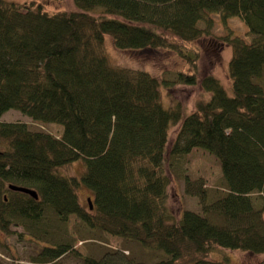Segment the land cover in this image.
Segmentation results:
<instances>
[{"label": "trees", "instance_id": "16d2710c", "mask_svg": "<svg viewBox=\"0 0 264 264\" xmlns=\"http://www.w3.org/2000/svg\"><path fill=\"white\" fill-rule=\"evenodd\" d=\"M73 2L71 9L49 12L32 1L0 0V117L17 109L62 125L53 133L0 121V230L32 241L30 264H66V256L78 264H113L108 253L77 250L68 230L72 214L80 221V241L106 232L138 242L154 250L148 264H176L217 248L264 252V0ZM211 12L238 16L248 27L246 36L224 37L234 51L232 93L208 75L200 83L210 97L195 110L185 113L182 102L165 107L161 83L199 82L200 53L192 45L212 27ZM106 35L125 51L175 52L188 70L161 79L114 66ZM170 143L168 166L183 174L180 158L196 147L221 163L216 192L201 177L184 176L201 211L175 216L169 209ZM80 158V177L59 171ZM82 183L93 194L92 208L78 195ZM0 264L7 263L0 257Z\"/></svg>", "mask_w": 264, "mask_h": 264}, {"label": "rangeland", "instance_id": "374dc122", "mask_svg": "<svg viewBox=\"0 0 264 264\" xmlns=\"http://www.w3.org/2000/svg\"><path fill=\"white\" fill-rule=\"evenodd\" d=\"M9 2H34L41 4L43 8L49 12L64 11L73 8V0H6ZM213 18L212 27L202 36L193 42V47L198 49L200 56L196 58L198 68L199 82L196 84H180L173 80L167 83H161L160 92L162 103L165 107L177 105L182 102L185 107V113H190L196 109L199 101L207 100L210 93L201 86L200 81L208 75H213L223 84L229 93H232V79L229 74V62L233 55L232 46L224 40L225 36H246L248 27L246 23L238 16H230L224 18L217 12L210 13ZM201 25H205L201 22ZM104 49L109 62L114 66L144 69L159 78H173L179 69L188 70L184 58L179 54L165 49L147 50L143 52L125 51L115 46L112 36L106 35L104 38ZM166 78V79H167ZM160 79V80H161ZM261 82L264 86V74ZM0 121H20L26 123L32 130H44L56 133L62 130V125L56 122H44L33 120V118L24 114L17 109H9L5 111ZM178 125H173L170 129L169 142H172L177 131ZM171 147L168 145L165 159L167 168L173 173V182L168 189V206L175 216L181 214L184 209L201 211L198 196L186 192L185 175H189L193 180H199L201 177L203 185L208 189H215L220 185L221 181V163L219 159L213 156L203 148H193L191 152L180 158L182 169L186 171L183 174L177 170L175 166L169 167L168 153ZM85 170V162L82 158L66 164L59 168L63 175L81 176ZM78 195L85 206H88L89 196H93L92 192L82 183L78 188ZM20 231V227H17ZM68 230L76 237V248L82 254L108 253V258H114L113 264H126L143 262L148 264L152 260L153 251L143 248L140 243L124 239L117 235L103 232L102 238L97 234L85 241L80 237V221L74 214L70 215L68 220ZM86 235L87 232L84 231ZM33 251L32 241L18 237L17 233H9L0 230V257L7 264H30L27 257ZM149 256V257H148ZM63 263L78 264L77 260L72 256H66ZM199 259L203 263L219 261L222 264H264V252L255 253L240 249H215L209 253L197 255L195 258L182 257L176 264H203L196 263Z\"/></svg>", "mask_w": 264, "mask_h": 264}, {"label": "water", "instance_id": "95a60500", "mask_svg": "<svg viewBox=\"0 0 264 264\" xmlns=\"http://www.w3.org/2000/svg\"><path fill=\"white\" fill-rule=\"evenodd\" d=\"M11 188L13 189H16V190H20V191H23V192H27V193H30L31 195H33L34 197H38L37 193L35 190L33 189H30V188H27V187H24V186H19V185H10ZM89 200V204H90V208H92V203H91V200Z\"/></svg>", "mask_w": 264, "mask_h": 264}, {"label": "bare ground", "instance_id": "6f19581e", "mask_svg": "<svg viewBox=\"0 0 264 264\" xmlns=\"http://www.w3.org/2000/svg\"><path fill=\"white\" fill-rule=\"evenodd\" d=\"M210 16H211V14H210ZM228 44V43H227Z\"/></svg>", "mask_w": 264, "mask_h": 264}]
</instances>
